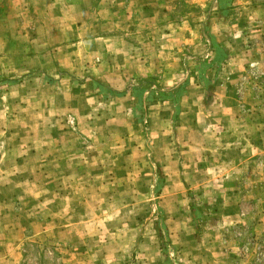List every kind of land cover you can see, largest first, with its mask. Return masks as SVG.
I'll return each mask as SVG.
<instances>
[{"label":"rangeland","instance_id":"obj_1","mask_svg":"<svg viewBox=\"0 0 264 264\" xmlns=\"http://www.w3.org/2000/svg\"><path fill=\"white\" fill-rule=\"evenodd\" d=\"M183 18L226 57L185 52L78 129L124 27ZM263 110L264 0H0V264H264Z\"/></svg>","mask_w":264,"mask_h":264},{"label":"crops","instance_id":"obj_2","mask_svg":"<svg viewBox=\"0 0 264 264\" xmlns=\"http://www.w3.org/2000/svg\"><path fill=\"white\" fill-rule=\"evenodd\" d=\"M165 23L166 25H162V27L154 26L150 28L146 37L142 40H135V42L128 40L129 34L127 32V28L123 26V30H126L123 31V43H110L107 45H110L109 48L104 47V49L107 48L106 50H108L107 53H105L107 59H103L102 62L97 63L98 66H93L96 72L94 83L97 81L105 87H110L116 91H121L122 93L104 94L101 96L96 88L90 89L89 87L88 97L86 99L88 108L86 114L74 113L78 129L86 128L80 127L83 126V122L81 120L82 116H87L88 121L90 122L92 121L90 118L93 120L95 119V114L99 115L100 111H98L99 109H97L94 105L97 98L103 97L99 103H106L113 102L114 99L121 97L122 101L118 100L123 102L124 111L126 108L125 103L128 104L130 101L129 92L127 90L125 91V86L129 80L131 81L136 79L141 81L150 79L153 76H160L164 79L166 78V81L171 80V83L173 84L177 83L179 80L175 79V77H177L178 71L182 69L181 55L188 52L192 56H197L203 51L207 52L210 48V42L207 39L206 33H203L202 28L193 27V24H191L189 20L183 18L176 23ZM210 25L211 23L209 22L210 29H208V32L215 33V31L211 29ZM106 39L107 38H105L104 41ZM221 43L224 48H227L225 42ZM226 50L229 49L227 48ZM229 55H231L230 52ZM228 64L229 62L227 60L226 65ZM222 70L225 69L222 67ZM220 79H222L221 75H219L217 80L219 81ZM196 84L197 79L191 78L187 86L188 91L190 89H194L198 92L201 87ZM220 92L224 93L223 90ZM92 100L94 101L92 102ZM166 103L167 102L163 104V108L167 109L166 112H168V110L171 109V105L169 102L168 104ZM251 116L252 124L250 126H252L251 129L254 130L255 133L254 138L252 139L253 142H248L252 151L251 155H249L251 157L253 156L259 158L258 154H260V158L264 160V110L262 114L255 112V116ZM222 126L225 127L224 125ZM239 127L235 129L237 130V133L240 132ZM258 131L259 134L257 133ZM65 162L66 160L62 157V165Z\"/></svg>","mask_w":264,"mask_h":264},{"label":"trees","instance_id":"obj_3","mask_svg":"<svg viewBox=\"0 0 264 264\" xmlns=\"http://www.w3.org/2000/svg\"><path fill=\"white\" fill-rule=\"evenodd\" d=\"M209 39H210V44H211V46L215 49V57H214V61H215V63H217L218 64V62H220V61H222L223 60V58L224 57H226V52L224 51V49L221 47V46H219V45H214L213 44V40H212V37L211 36H209ZM95 83H97V85L99 86V88H101V91H103L104 93L107 91V92H109V94H120V93H122L121 91H116V90H114V89H112V88H110V87H105L104 85H102V84H100V83H98L97 81L95 82ZM183 86V84L181 85V87ZM135 88V91H136V93H137V96L138 97H141L142 96V92L144 91L143 89H141V87L140 86H136V87H134ZM106 95V94H105ZM170 98V96H168V95H163V96H161V100H168Z\"/></svg>","mask_w":264,"mask_h":264}]
</instances>
